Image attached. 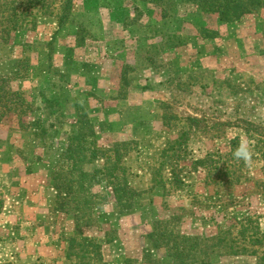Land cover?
<instances>
[{"label": "rangeland", "instance_id": "obj_1", "mask_svg": "<svg viewBox=\"0 0 264 264\" xmlns=\"http://www.w3.org/2000/svg\"><path fill=\"white\" fill-rule=\"evenodd\" d=\"M64 1L0 0V264H264V0Z\"/></svg>", "mask_w": 264, "mask_h": 264}, {"label": "trees", "instance_id": "obj_2", "mask_svg": "<svg viewBox=\"0 0 264 264\" xmlns=\"http://www.w3.org/2000/svg\"><path fill=\"white\" fill-rule=\"evenodd\" d=\"M30 1H31V3H33L32 5L34 7H38L39 5L43 4L45 0H30ZM69 1L70 0H65L64 1L65 5L63 7V12H62V15H61V19H60L61 21H62V19H64V17L66 15H68V13L66 12V10L69 7ZM210 1H211V5H214L216 7V9H217L216 11L219 12L221 16H224V15L229 14V12L231 11L230 9L232 8L230 6V3H235L236 2L237 3V5H236L237 7H241L243 5L244 6V11L243 12H245V11L249 12V9L247 8L249 5H250V8L251 9H255L253 7V5L251 4L252 3L251 2L252 0H244V1H242V0H221L222 2L219 1V0H210ZM12 10L14 11V16L18 17V13H17L16 7H12ZM243 12H241V13H243ZM247 12H245V13H247ZM12 21L13 20H11V23H12ZM127 185H128V182L126 183V187H127ZM238 215L239 214H235V215L227 214V215H225L226 222H232L231 226L228 228V232L232 231L233 228H236L238 226H241L242 227V225H247V226H253L254 227L253 229L255 230V234L258 235L257 237H259L261 235L264 238V233L262 232V229H261V223H260V219L261 218L260 217L258 218L256 216H246V217L240 218ZM220 232H221V230H219L218 234ZM215 238H216V236L213 237L211 239V241H214ZM262 240H263L262 238H257L255 240H253V244L254 243H261ZM238 243L239 242H237V241L229 240L227 237L226 238H223V239H220L219 238V239H217L216 242L209 243V245L207 246V252L208 251H211V253H215V250H216L215 247L217 245H220V246H223L224 245L222 247L224 249L229 244L230 245H233L234 244L235 246L233 245L230 248L231 249V252H230L231 254H233L235 256L247 254V253H245L247 251V248L242 247V246H239V245L237 247V244ZM75 246H76V241H75L74 238H71V240H70V247H71V249H73ZM234 247H236L237 250H232V249H234ZM97 248H98V250L100 252L101 246H97ZM167 249H170V247L167 248ZM249 255H256V254L255 253H250ZM171 259H172V263L173 264H176L177 263L176 255L171 254ZM209 262H210V260H207V264Z\"/></svg>", "mask_w": 264, "mask_h": 264}, {"label": "crops", "instance_id": "obj_3", "mask_svg": "<svg viewBox=\"0 0 264 264\" xmlns=\"http://www.w3.org/2000/svg\"><path fill=\"white\" fill-rule=\"evenodd\" d=\"M262 222H261V229L264 232V219ZM44 251H46L45 252L46 257H56V256L59 257V255H57L58 252L56 250H54L51 246L48 248L45 247ZM233 258L238 261V264H259L260 263L258 257L251 256V255L235 256ZM166 260H169V258L167 257ZM163 261H165V260H163ZM61 264H64V262L61 261ZM161 264H163V263H161Z\"/></svg>", "mask_w": 264, "mask_h": 264}, {"label": "clouds", "instance_id": "obj_4", "mask_svg": "<svg viewBox=\"0 0 264 264\" xmlns=\"http://www.w3.org/2000/svg\"><path fill=\"white\" fill-rule=\"evenodd\" d=\"M232 155L236 160H242L245 164L249 163L251 153L247 142L242 141L233 151Z\"/></svg>", "mask_w": 264, "mask_h": 264}]
</instances>
